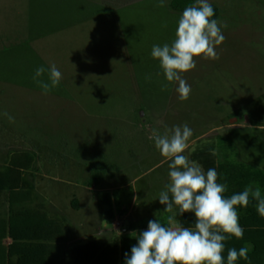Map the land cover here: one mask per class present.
I'll return each mask as SVG.
<instances>
[{
  "label": "rangeland",
  "instance_id": "1",
  "mask_svg": "<svg viewBox=\"0 0 264 264\" xmlns=\"http://www.w3.org/2000/svg\"><path fill=\"white\" fill-rule=\"evenodd\" d=\"M172 1L0 0V173L16 166L32 188L26 208L61 223L51 264H72V251L92 241L136 240L149 220L168 226L158 197L170 161L149 139L153 129L187 124L190 160L209 146L220 166L264 174V0H209L225 40L218 59L194 57L195 69L181 73L191 86L184 101L151 56L175 38L182 14ZM52 64L62 79L45 94L33 76ZM39 79L50 83L47 72ZM8 195L2 220L24 208Z\"/></svg>",
  "mask_w": 264,
  "mask_h": 264
},
{
  "label": "clouds",
  "instance_id": "2",
  "mask_svg": "<svg viewBox=\"0 0 264 264\" xmlns=\"http://www.w3.org/2000/svg\"><path fill=\"white\" fill-rule=\"evenodd\" d=\"M159 6H164V0H160ZM213 16L214 9L209 0H195L194 4L184 8L172 43L152 47L151 56L159 61L167 81L178 82L176 91L182 101L189 98L191 86L181 73L195 69L194 57L219 58L215 49L223 43L225 36L220 22L212 19ZM45 72L50 83L39 79ZM61 79L62 73L55 64L49 68L39 66L33 76L45 94L56 88ZM3 115L10 121L14 119L6 112ZM192 135L187 124L166 128L163 135L152 130L149 139L170 161V182L166 190L159 193L158 200L166 205L164 211L171 215L167 217L168 226H162L156 219L148 221L147 230L135 236L137 244L131 248V255L125 253V264H224V234L237 239L244 235L237 206L247 208L251 197L257 201L258 214L264 217V195L258 185L250 184L242 192L226 198L227 185L217 182L216 169L209 168L205 173L199 163L183 154ZM177 208L179 215L195 214L194 229L179 226L175 219ZM249 251L250 247H241L238 251L229 249L227 264H235L238 258L247 260Z\"/></svg>",
  "mask_w": 264,
  "mask_h": 264
},
{
  "label": "trees",
  "instance_id": "3",
  "mask_svg": "<svg viewBox=\"0 0 264 264\" xmlns=\"http://www.w3.org/2000/svg\"><path fill=\"white\" fill-rule=\"evenodd\" d=\"M194 3L195 0H173L171 9L182 14L185 7ZM212 7V19L219 20L221 10L216 6ZM213 151L209 146L198 148L191 160L199 163L205 173L209 168L216 169L217 182L227 185L224 194L226 198L242 192L250 184L258 185L264 193V174L244 166H220ZM20 159L28 160L30 157L21 155ZM29 163L30 161L25 162L26 169L21 170H28L33 162ZM10 169L4 174L0 173V211L4 206L1 197L6 192H9V206L24 208L18 212L11 211L7 220L0 219V264H51V259L58 251V244L65 239L64 229L59 221L50 220L44 210L26 208V204L32 202V188L23 187L24 183L21 182L20 171L16 166H10ZM98 180L99 176H93L88 186L92 187ZM256 205L257 201L250 197L247 208L237 206L239 224L244 229V235L237 239L224 234V264H227L229 249L235 248L238 251L247 246L253 248L252 253L248 254L247 260L238 258L235 264H264V217L258 214ZM73 206L77 208L76 202H73ZM176 221L181 227L194 229L195 214L178 213ZM136 244L137 240L130 238L111 244L92 241L72 251V264H120L125 259V253L130 256L131 248Z\"/></svg>",
  "mask_w": 264,
  "mask_h": 264
},
{
  "label": "crops",
  "instance_id": "4",
  "mask_svg": "<svg viewBox=\"0 0 264 264\" xmlns=\"http://www.w3.org/2000/svg\"><path fill=\"white\" fill-rule=\"evenodd\" d=\"M171 9V8H170ZM175 12V11H174ZM177 13V12H176ZM177 14H181V13H177ZM221 17V16H220ZM220 19V18H219ZM79 54H81L80 53V47H79ZM83 77V76H82ZM80 78V77H79ZM82 82V81H81ZM93 100L91 99V98H86L85 99V97H80L79 96V103L78 102H76V103H78L79 104V108L81 109V110H92V107H85V105H89V104H93ZM260 171V170H259ZM261 172V171H260ZM247 247H250V251L248 252V254H251L252 253V251H253V248L251 247V246H247Z\"/></svg>",
  "mask_w": 264,
  "mask_h": 264
},
{
  "label": "water",
  "instance_id": "5",
  "mask_svg": "<svg viewBox=\"0 0 264 264\" xmlns=\"http://www.w3.org/2000/svg\"><path fill=\"white\" fill-rule=\"evenodd\" d=\"M143 115V114H142Z\"/></svg>",
  "mask_w": 264,
  "mask_h": 264
}]
</instances>
